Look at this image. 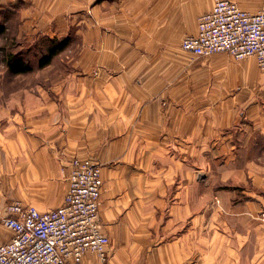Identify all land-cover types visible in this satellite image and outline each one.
<instances>
[{
	"label": "crops",
	"instance_id": "0c3cea01",
	"mask_svg": "<svg viewBox=\"0 0 264 264\" xmlns=\"http://www.w3.org/2000/svg\"><path fill=\"white\" fill-rule=\"evenodd\" d=\"M27 2L79 40L0 92V245L7 207H60L78 157L101 166L106 264H264V72L181 48L214 0Z\"/></svg>",
	"mask_w": 264,
	"mask_h": 264
},
{
	"label": "built area",
	"instance_id": "2783aa9c",
	"mask_svg": "<svg viewBox=\"0 0 264 264\" xmlns=\"http://www.w3.org/2000/svg\"><path fill=\"white\" fill-rule=\"evenodd\" d=\"M181 48L199 57H254L264 72V8L253 13L233 1L214 0L212 9L199 16L196 35L185 36ZM67 179V193L56 209L40 212L21 202L7 207L1 223L13 236L0 245V264H82L88 252L107 263L109 238L99 223L101 166L74 157Z\"/></svg>",
	"mask_w": 264,
	"mask_h": 264
},
{
	"label": "rangeland",
	"instance_id": "374dc122",
	"mask_svg": "<svg viewBox=\"0 0 264 264\" xmlns=\"http://www.w3.org/2000/svg\"><path fill=\"white\" fill-rule=\"evenodd\" d=\"M23 1L0 0V26L6 28V32L0 36V92H10L12 88H21L26 86L27 83L26 77L20 76L21 81L12 84L13 80L8 76L6 67L3 63L1 48L3 46H8L10 49H13L17 44L16 35L18 36L19 43L17 47L14 48L15 51L23 53L24 57L29 60L30 64L33 66L36 65L35 56H38L34 53L38 48H46L49 44V38L57 40L69 38L71 44L68 48L74 46L79 40L75 35V26L67 28L64 26L66 23L62 22L60 24L47 23L46 25L42 19L44 13H42L40 6L28 4L27 0ZM45 25L49 28L46 29L47 27H45ZM35 28H38L36 33H34ZM12 36L15 37L13 38ZM35 71L36 69H34V72ZM29 76H33V74L31 73L28 75V78Z\"/></svg>",
	"mask_w": 264,
	"mask_h": 264
},
{
	"label": "trees",
	"instance_id": "16d2710c",
	"mask_svg": "<svg viewBox=\"0 0 264 264\" xmlns=\"http://www.w3.org/2000/svg\"><path fill=\"white\" fill-rule=\"evenodd\" d=\"M6 32V28L4 26H0V36H2ZM13 38L15 36H12ZM16 46L18 45V36L16 35ZM15 38V39H16ZM49 44L46 48H38V50L34 53L35 55V63L33 66L30 64V61L24 57V54L18 51H15V47L10 49L8 46H1V51L3 53V63L6 67V71L8 76L13 80L17 76L28 75L34 72V69L40 70L47 65H50L63 51H65L71 44V40L69 38L64 39H54L49 38Z\"/></svg>",
	"mask_w": 264,
	"mask_h": 264
}]
</instances>
